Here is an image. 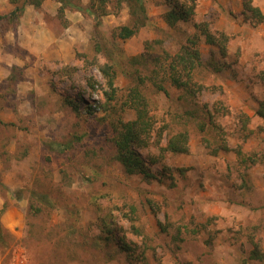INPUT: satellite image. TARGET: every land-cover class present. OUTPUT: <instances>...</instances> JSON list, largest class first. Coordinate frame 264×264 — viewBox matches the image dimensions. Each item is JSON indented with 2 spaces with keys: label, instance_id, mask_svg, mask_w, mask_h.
Instances as JSON below:
<instances>
[{
  "label": "rangeland",
  "instance_id": "1",
  "mask_svg": "<svg viewBox=\"0 0 264 264\" xmlns=\"http://www.w3.org/2000/svg\"><path fill=\"white\" fill-rule=\"evenodd\" d=\"M36 1L0 0V264H264V24L242 0H179L194 14L170 26L174 0H143L146 25L120 39L124 3L103 16L97 0ZM204 27L227 36L225 55ZM183 48L200 61L191 94L169 80ZM138 84L161 131L137 148L151 180L128 175L111 141ZM177 133L188 152L161 151Z\"/></svg>",
  "mask_w": 264,
  "mask_h": 264
},
{
  "label": "trees",
  "instance_id": "2",
  "mask_svg": "<svg viewBox=\"0 0 264 264\" xmlns=\"http://www.w3.org/2000/svg\"><path fill=\"white\" fill-rule=\"evenodd\" d=\"M13 3L18 0H11ZM24 1V0H23ZM41 1L38 0L35 3H32L33 6L39 8ZM100 4L98 10H101L99 15H106L105 9L102 10L106 0H97ZM59 3H62V6L58 9V12L63 11L64 0H58ZM117 2L124 3L128 9V15L131 20L130 26H123L120 28L118 33V38L128 39L132 37L138 29L144 27L147 22V14L143 0H117ZM192 3H195V0H191ZM120 4V3H119ZM69 5V4H68ZM25 4L23 2L20 5V8H17L18 11L23 10ZM93 6H91L92 8ZM170 10L166 15V22L172 26L178 21H185L189 19L195 11V4L186 7L185 4L180 3L179 0H174L171 2ZM243 14L250 19L256 21L257 24H264V14L261 10L255 6H252L251 0H242ZM82 11V9L77 8ZM89 9H87L88 11ZM90 15H95L93 11L89 12ZM12 16L17 15V12H12ZM95 17V16H94ZM96 25H99V22L96 21ZM202 35L205 37V41L210 45H214L218 48L221 55H225L226 45L225 41L228 39L222 33H211L205 27L201 29ZM191 45H194L193 40L190 41ZM200 64L198 52L196 50H190L183 48L182 53L176 55L172 63L169 64V80L171 84L179 89L188 91L189 94L193 91L192 83L190 82V73L192 70ZM100 72L102 73L105 81L106 87L109 92H104L106 99L112 100L116 97L117 90L114 85V73L111 70V67L106 64H99L98 66ZM178 68L182 69L185 73V76L182 75ZM139 85L132 87L126 96L127 100L131 102V109L135 113V118L132 121L128 122H118L117 126L114 128V136L112 138L113 148L115 150V160L123 166L124 171L128 175L139 174L142 175L147 180L155 179L153 173L150 172L149 167L145 164L144 160L140 156L137 148L147 146L150 141L154 140V144L159 146L161 140V131L158 128L155 130L154 120L148 115L147 109L145 106L144 98L142 97L139 91ZM162 89L161 87H159ZM163 90V89H162ZM69 105L74 111H79L78 104L72 100H69ZM257 115L264 122V101L259 103V108L257 110ZM152 136L154 137L153 140ZM79 141L80 139H76ZM64 150V149H62ZM161 151L173 153V154H184L188 152V138L185 133H177L173 135L165 147L161 148ZM239 154V152H238ZM155 161V160H152ZM90 180H94L90 178ZM1 236V229H0ZM254 257L261 259L259 254H252Z\"/></svg>",
  "mask_w": 264,
  "mask_h": 264
}]
</instances>
